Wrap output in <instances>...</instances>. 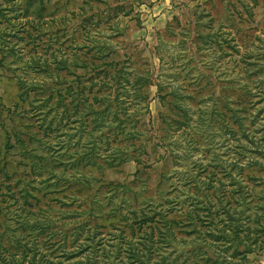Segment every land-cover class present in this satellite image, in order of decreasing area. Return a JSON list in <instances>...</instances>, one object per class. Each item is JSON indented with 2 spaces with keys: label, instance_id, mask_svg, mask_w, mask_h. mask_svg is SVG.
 <instances>
[{
  "label": "rangeland",
  "instance_id": "rangeland-1",
  "mask_svg": "<svg viewBox=\"0 0 264 264\" xmlns=\"http://www.w3.org/2000/svg\"><path fill=\"white\" fill-rule=\"evenodd\" d=\"M0 264H264V0H0Z\"/></svg>",
  "mask_w": 264,
  "mask_h": 264
},
{
  "label": "trees",
  "instance_id": "trees-1",
  "mask_svg": "<svg viewBox=\"0 0 264 264\" xmlns=\"http://www.w3.org/2000/svg\"><path fill=\"white\" fill-rule=\"evenodd\" d=\"M164 224H166V223H164ZM164 235H165V234L162 233V235L158 237V240H159V239H165V236H164Z\"/></svg>",
  "mask_w": 264,
  "mask_h": 264
}]
</instances>
